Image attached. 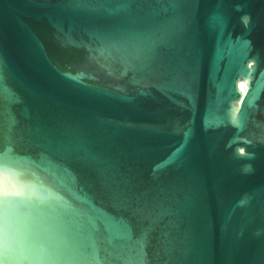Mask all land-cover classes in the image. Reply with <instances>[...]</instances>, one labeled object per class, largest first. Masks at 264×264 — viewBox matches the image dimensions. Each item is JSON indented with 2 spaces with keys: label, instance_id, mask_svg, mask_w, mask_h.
<instances>
[{
  "label": "water",
  "instance_id": "obj_1",
  "mask_svg": "<svg viewBox=\"0 0 264 264\" xmlns=\"http://www.w3.org/2000/svg\"><path fill=\"white\" fill-rule=\"evenodd\" d=\"M0 264H264V0H0Z\"/></svg>",
  "mask_w": 264,
  "mask_h": 264
}]
</instances>
